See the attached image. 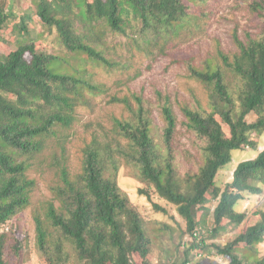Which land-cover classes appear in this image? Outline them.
Masks as SVG:
<instances>
[{
  "label": "trees",
  "instance_id": "1",
  "mask_svg": "<svg viewBox=\"0 0 264 264\" xmlns=\"http://www.w3.org/2000/svg\"><path fill=\"white\" fill-rule=\"evenodd\" d=\"M33 2L42 24L57 29L70 58L39 49L29 35V13L14 25L20 35L16 48L6 45L1 33L15 17L8 7H0V225L30 205L36 186L28 176L30 161L45 149L46 140L56 137L58 129L72 128L77 109L106 93L83 65H119L111 56L117 35L128 51L165 56L172 38L199 27L202 16H208L207 0H77L74 16L67 0ZM248 11L259 22L257 37L243 41L235 36L239 52L233 57L219 50L220 62L189 66L190 76L209 92L207 107L196 99L195 106L182 108L183 126L200 155L197 171L182 175L177 166L178 119L168 99L159 94L165 121L162 143L142 95L114 99L131 115L125 121L115 119L123 140L112 144L94 139L85 147L81 172L75 176L63 165L59 184L51 188L54 200L47 203L43 218L35 217L38 249L48 264H70L72 254L79 264H151L152 242L144 220L118 184L123 164L137 169L140 181L174 205L186 223L184 235L191 241L184 244V258L171 264H219L216 258L229 264H264L259 249L264 242L262 210L255 213V223L224 245L209 243L198 232L209 218L212 238L229 227L243 228L247 214L238 212L239 203L264 190V150L240 162L225 188L216 185L234 152L257 150L256 138L264 135V0H253ZM141 193L150 198L147 190ZM7 240L0 235V264L10 261L11 250L20 258L18 244L27 241L16 235V244L7 251Z\"/></svg>",
  "mask_w": 264,
  "mask_h": 264
},
{
  "label": "rangeland",
  "instance_id": "2",
  "mask_svg": "<svg viewBox=\"0 0 264 264\" xmlns=\"http://www.w3.org/2000/svg\"><path fill=\"white\" fill-rule=\"evenodd\" d=\"M67 1L73 7L72 16H74L79 11L76 6L77 0ZM252 1L207 0L205 7L208 16H202L199 27L196 25L185 29L180 35L172 38L165 56L156 58L146 53L128 51L123 47L125 40L117 35L114 43L111 44L113 45L111 56L119 62V65L113 69H105L90 62L88 66L83 65L95 74V82L106 87V93L91 97L88 106L79 107L72 128L58 129V135L46 140L45 149L31 159L28 176L35 181L36 186L31 195L30 205L12 220L0 225V235L6 234L8 237L7 251L16 244V235L20 240L22 238V241L27 240L26 243L18 244L19 247L22 246L20 258L11 250V259L7 264H48L38 249L35 217L39 215L43 218L47 203L54 200L51 188L59 184L60 169L63 165H67L71 174L75 176L81 172L85 147L94 139L112 144L116 140H123L115 129V119L125 121L131 115L124 104L114 99L131 98L133 94L142 95L145 108L153 120L155 137L159 143L163 141L165 128V121L160 111L163 101L159 94L164 100L168 99L178 119L176 147L180 150L181 159L177 160V166L182 175L188 171L193 173L197 171V159L200 155L191 135L183 126L185 117L182 108L195 106L196 99L207 107L209 92L203 84L190 76L189 66L201 68L208 60L220 62L219 50L233 57L239 52L235 36L243 41H246L249 35L258 36L259 22L248 11ZM3 5L13 11L15 17L1 33L6 45L16 48L20 35L14 32V25L19 22V17L29 13L31 16V21L28 22L29 35L39 44V49L70 58L60 41L57 29L42 24L33 0H0V7ZM70 63L78 64L72 61ZM132 104L134 105L133 100ZM249 120L256 119L251 117ZM256 139H259L257 150L250 147L234 152L233 161L217 175L218 187L223 189L232 182L234 171L240 162L254 159L264 150V135ZM118 184L144 220L152 242L151 264H171L177 259H183L184 244H188L191 238L184 235L186 223L178 214L176 207L141 182L139 171L132 166L126 164L121 166ZM145 190L148 191L150 198L141 193ZM156 205L160 209L156 208ZM237 210L247 214L243 228L229 227L216 238H212L208 233V229L212 227V220L209 218L204 229L198 228L199 234L209 243L224 245L232 241L246 226L258 220L259 217L255 216L257 211H264V190L260 195L247 196L239 203ZM259 249L264 255V242L259 245ZM216 261L219 264H229L221 258H216ZM70 264H79L74 254Z\"/></svg>",
  "mask_w": 264,
  "mask_h": 264
}]
</instances>
